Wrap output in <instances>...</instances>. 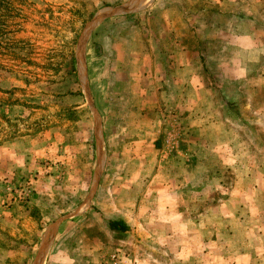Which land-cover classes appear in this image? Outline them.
Instances as JSON below:
<instances>
[{"label":"rangeland","instance_id":"rangeland-1","mask_svg":"<svg viewBox=\"0 0 264 264\" xmlns=\"http://www.w3.org/2000/svg\"><path fill=\"white\" fill-rule=\"evenodd\" d=\"M127 1L0 0V146L33 159L0 189V206H23L0 228V264H262L264 221L243 207L257 213L264 183V157L247 155L264 146V85L206 72L197 114L213 122L193 132L172 93L132 85L112 53L142 43L161 58L175 42L229 74L255 57L247 32L264 43V0H149L87 28ZM248 63L259 75L262 61Z\"/></svg>","mask_w":264,"mask_h":264},{"label":"crops","instance_id":"crops-1","mask_svg":"<svg viewBox=\"0 0 264 264\" xmlns=\"http://www.w3.org/2000/svg\"><path fill=\"white\" fill-rule=\"evenodd\" d=\"M148 2L149 0L130 1L124 8H131V9L125 12H121V14H126L128 12H132L134 9L146 6ZM117 14L120 13H116L114 15ZM103 19H105V17L100 19L98 22L103 21ZM247 34L249 35H247V38L246 37L243 38L244 42L242 43V45L245 48H248V52L250 54L255 55V57L253 60L251 57L248 58V56H246L248 59H243L245 57L244 52L241 55L239 53L240 58L236 59V62L231 64V67H229L231 72H229V74L226 73L223 67L221 68V66L218 65V63H221L219 59L217 60V62H211L209 64L208 62H205L204 58L206 57L201 56L205 54L203 53L198 54L197 51L188 48L187 45L186 46L184 44L177 45L175 42L173 43V46L175 47L173 48V50L172 48L164 49L166 53L165 52L164 54L160 53L161 58L157 55L155 56L153 52L149 53L146 47L141 48V46L143 45L142 43L139 44V49L138 50L136 49L137 51L133 50L132 47H130L127 48V50L125 49H123L122 51L116 50V53L114 51V53L112 54L113 55L115 54L116 58L119 56L118 54H121V58H123V60L126 62L125 65L123 62H121V67L119 69L118 67L116 68L117 75L119 72L125 71L124 67L127 66L130 72L128 76L131 79H133L132 85H136L137 87H140L142 84L146 86L143 92L150 93L155 91L157 93H164V92L172 93L173 110L174 109L176 110V108L179 109L181 108L183 113L185 112L186 114L185 121L188 124L187 129L190 128L193 132H195L194 130L196 131L198 130L199 132L200 125H202V128L204 129L205 124L211 125L213 122L209 117L201 118L197 114V110H199L202 105H203L202 107H204L205 105L208 104V106H205L204 108H209L210 106L208 101L207 102L206 100L202 101V98L200 97V95H204V94H208L209 96V92H212V88L209 85L210 82L208 83L209 78L206 79L204 78V77H208V74H212L214 78L223 77L225 75L226 76L228 75L229 77L231 75V77L233 76L240 78L241 77L250 78L256 76L257 77L256 84L258 86L264 85V43L259 39L255 38L254 37L255 34L250 32H247ZM242 35H244V33H242ZM112 39H114L113 41H116L115 38H111V41ZM171 42L172 41L168 43L169 46H172ZM130 45L132 46L133 44ZM155 46L157 47V45ZM219 55L221 54L218 53V57ZM152 56H154L153 59ZM119 58L115 59L116 63L120 61ZM259 59L262 61V65H261L262 69L259 75L253 74L251 73L252 69L249 68L250 66L248 62L257 61ZM149 85L152 86V89ZM154 86H156L155 89ZM225 103L226 102H223L222 105L223 108L225 106ZM254 105L251 104L249 106L252 107ZM261 106L263 108L264 104H261ZM143 107H148V106H143ZM159 110H161V108ZM223 120L225 121L227 119H223ZM156 123H157L156 125L160 124L159 119H157ZM203 129L201 134L205 135ZM188 134L189 135L187 136L191 137L192 140L193 139L192 136H194V133L189 132ZM203 137L206 138V136ZM222 147H223L222 144L220 145L218 144L217 147V149H219L218 151L223 150ZM31 153L32 151L24 146H18V147L0 146V189L3 188L5 183L17 181L22 177H28L29 175L28 172L30 171V169L33 168L32 167L33 159ZM190 154L191 156H193L194 153H190ZM259 154H261L264 157V146L263 147L260 146L259 149V147L254 145L252 147L251 154L250 152H248L247 155L248 156L252 155L254 157H257ZM257 175H260L259 177H264V170L263 171L261 170V173H257ZM251 185L252 184L247 186L251 188ZM262 185L263 186L258 187L259 190L254 186V189L257 190V192H255L254 194V200L249 201L250 205L257 206L256 214H254L252 208L247 209V204H246L247 199L243 198L242 200V202L246 204L243 207V212L246 215V218H248L249 216L251 220H261V222L264 221V209L261 207L262 205H264V183ZM1 194L2 193H0V195ZM234 203L238 204L239 202L235 201ZM21 207L23 206H18L15 204L9 206L6 205L4 207L0 206V228L5 227L9 224H10L9 226L12 227L13 226L12 223L16 220L15 219L16 213L18 209H20ZM248 210L253 211L251 215H247ZM256 237L257 239H259L260 243L258 247L253 250H256L255 254L261 257L262 264H264V237L260 236V238H258V235Z\"/></svg>","mask_w":264,"mask_h":264},{"label":"water","instance_id":"water-1","mask_svg":"<svg viewBox=\"0 0 264 264\" xmlns=\"http://www.w3.org/2000/svg\"><path fill=\"white\" fill-rule=\"evenodd\" d=\"M130 1H133V0H129V1H127V2H125V3H123V4H120V5H117V6H112V7H104V8H102L101 10H99V11H97L95 14H94V16H93V18L90 20V22L87 24V26L88 25H90L91 23H92V21L94 20V19H96L99 15H102L101 16V18L100 19H102V18H104V17H108V16H111L112 14L114 15V14H116V13H121V12H125V11H128L129 9H131V8H124ZM99 19V20H100ZM98 20V19H97ZM98 20V21H99ZM96 24V23H95ZM88 92V91H87ZM89 93V92H88ZM87 93V94H88Z\"/></svg>","mask_w":264,"mask_h":264},{"label":"trees","instance_id":"trees-1","mask_svg":"<svg viewBox=\"0 0 264 264\" xmlns=\"http://www.w3.org/2000/svg\"><path fill=\"white\" fill-rule=\"evenodd\" d=\"M109 224L111 228L118 229V230H123L126 227L125 224L121 220H111L109 221Z\"/></svg>","mask_w":264,"mask_h":264},{"label":"bare ground","instance_id":"bare-ground-1","mask_svg":"<svg viewBox=\"0 0 264 264\" xmlns=\"http://www.w3.org/2000/svg\"><path fill=\"white\" fill-rule=\"evenodd\" d=\"M102 15H99L96 19H94L92 21V23L90 25L87 26V28H89L90 26H92L94 23L98 22V20L101 18ZM98 19V20H97ZM86 32H84L83 38L86 36ZM42 260H41V253H39L38 257L36 258V260L34 261L33 264H41Z\"/></svg>","mask_w":264,"mask_h":264}]
</instances>
